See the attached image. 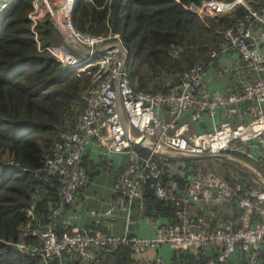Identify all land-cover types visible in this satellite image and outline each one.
<instances>
[{"label": "built area", "instance_id": "obj_1", "mask_svg": "<svg viewBox=\"0 0 264 264\" xmlns=\"http://www.w3.org/2000/svg\"><path fill=\"white\" fill-rule=\"evenodd\" d=\"M74 4L75 0H32L27 12L34 35L33 27L44 16L65 34L60 35L62 43L41 49L35 38L37 48L48 51L62 67L74 68L75 75H88L89 86L83 107L65 121L66 129L57 134L51 152L42 155L41 167L33 171L37 180L39 172L58 178L57 198L42 200L44 189L38 186L24 208L26 220L19 226L20 240L8 244L23 255L38 257L41 264H91L100 255L113 256L123 247L133 253L131 264H166L160 256H144L163 244L193 257L211 250L213 256L206 264H228L231 260L234 264H264V180H256V187L245 189L211 170H197L189 175L181 192L175 178L186 177V161L203 157L237 161L260 175L254 165L234 152L246 154L264 171V0H258L257 8L248 0L182 4L199 18L224 16L238 7L246 9L221 31L223 49L211 53L214 60L222 51L236 52L244 70L240 92L210 90L204 77L211 64H195L167 92L135 91L128 82L126 53L119 35L76 30L70 22ZM242 103L244 109L240 108ZM219 112L224 119L216 122ZM204 115L213 126L192 130L190 124L202 121ZM237 116L248 119L234 123ZM93 142L107 151L103 154L105 170L112 168L111 153L125 154L127 163L109 186L112 198L101 210L86 209L91 228L79 231L72 221L79 213L66 209L75 205L78 191L92 182L83 156ZM249 148L257 149L258 156ZM159 161L167 165L165 172ZM143 184L149 185L157 199L172 202L178 221L164 223L158 215L145 216L155 228L150 238L130 234L127 226L122 234L110 233L116 213L129 212L133 201L141 197ZM83 196L91 198L87 192ZM103 264H115V256Z\"/></svg>", "mask_w": 264, "mask_h": 264}, {"label": "trees", "instance_id": "obj_2", "mask_svg": "<svg viewBox=\"0 0 264 264\" xmlns=\"http://www.w3.org/2000/svg\"><path fill=\"white\" fill-rule=\"evenodd\" d=\"M201 1L76 0L70 22L83 33L118 34L130 55L126 66L130 87L135 91L167 92L195 64L215 63L224 52L212 60L211 53L223 49L221 31L246 12L238 7L224 16L199 18L182 6ZM248 1L253 8L258 7V0ZM31 2L0 0V264H41L38 257L23 255L8 243L20 240L19 226L26 220L23 211L38 186L44 189L42 200L57 198L58 178L39 172L37 180L33 171L41 167L42 155L51 152L57 134L66 129L65 121L73 119L83 107L89 86L88 75H75L74 68L62 67L48 51L39 50L57 44L60 35L47 16L35 24L33 34L27 18ZM86 156L83 166L90 179L105 172L103 162L94 165ZM159 164L165 172V162ZM197 170H211L245 189L256 187L258 179L254 172L232 160L193 158L186 161V177L175 176L178 191H184L189 175ZM142 198L156 208L148 215L159 209L172 217L171 223L178 221L172 202L157 199L148 184L141 185ZM41 202L37 203L39 209ZM175 252L172 264H206L213 256L211 250H204L198 257ZM113 256L115 264H131L134 259L128 247ZM113 256L100 255L91 264L106 263ZM228 264H234V260Z\"/></svg>", "mask_w": 264, "mask_h": 264}, {"label": "crops", "instance_id": "obj_3", "mask_svg": "<svg viewBox=\"0 0 264 264\" xmlns=\"http://www.w3.org/2000/svg\"><path fill=\"white\" fill-rule=\"evenodd\" d=\"M242 70L243 67L236 52L233 50H226L221 55H219L215 63H213L208 68L204 80L210 90L217 89L221 92H225L227 89H231L232 91L240 92V83L242 78V75L240 74ZM240 108L244 109L245 104L242 103ZM222 119H224V117L219 112L217 114L216 122H219ZM246 119H248V116L244 118L237 116L234 119V123H238ZM213 124L214 123L211 122V119L208 116L204 115L202 121L191 123L190 128L192 130L200 131L203 128L210 129ZM249 152L252 153L255 157H257L259 153L257 149L253 148H249ZM86 153V157L90 161L92 160L94 165H96L99 164V162H103V154L107 153V151L93 142L87 145ZM239 156L254 165L255 168L260 172L259 176L254 172L258 176L257 180H264V171L257 163H253L252 161L248 160L247 157L241 155ZM108 157L111 159L113 164L111 170H104L105 172L100 173L95 177V175L97 174L96 173L91 179L92 182L88 185V187L78 191L75 205L73 207L70 206L66 209V211L70 213H72L73 211L79 213V215L72 220L73 225L76 226L79 231H86L88 228H91V218L85 213L86 209L95 208L97 210H101L104 206V203H106L112 198V193L109 189V186L112 183L113 177L118 174L127 163V158L125 154L111 153L108 154ZM97 170H99V167L97 168ZM93 171H95V169H93ZM85 192L89 193L91 195V198H85L83 196ZM150 208L151 203L149 201L143 198L134 200L129 212L116 213V222L114 224V227L110 229L109 232L114 234H122L124 232L125 227L127 226V231L132 235H136L140 238L153 237L155 235V228L150 226L145 221V216L150 214L148 212L156 209L154 207L151 209ZM157 211L158 212L152 213L158 215L164 223H170L172 217L162 214L161 212H159V209H157ZM175 253L176 252L172 250L168 245L163 244L160 245L158 248L146 251L144 253V256L148 258L160 256L164 258L166 264H172V260L175 256Z\"/></svg>", "mask_w": 264, "mask_h": 264}, {"label": "water", "instance_id": "obj_4", "mask_svg": "<svg viewBox=\"0 0 264 264\" xmlns=\"http://www.w3.org/2000/svg\"><path fill=\"white\" fill-rule=\"evenodd\" d=\"M58 33H59L60 35H62V36H65V34H64V33L62 34V32H61L60 30H58ZM81 48H83L84 50H88V49H86L84 46L81 47ZM124 51H125V53H126V59H125V63H124V65L127 66L128 61H129V58H130V55H129V52H128L126 49H124ZM118 112H119V114H120V116H121L122 124H123V126L125 127L126 132H127V135H128V133H129V128H128V126H127L126 121H125V120L123 119V117H122V112H121V107H120L119 101H118ZM139 142L142 144V143H143V140L140 139ZM234 153L246 157V154H242V153H240V152H234Z\"/></svg>", "mask_w": 264, "mask_h": 264}, {"label": "rangeland", "instance_id": "obj_5", "mask_svg": "<svg viewBox=\"0 0 264 264\" xmlns=\"http://www.w3.org/2000/svg\"><path fill=\"white\" fill-rule=\"evenodd\" d=\"M59 40V39H58ZM59 43L61 42L62 43V41L60 40V41H58ZM240 164V166H241V168L242 169H245V170H247L241 163H239Z\"/></svg>", "mask_w": 264, "mask_h": 264}, {"label": "clouds", "instance_id": "obj_6", "mask_svg": "<svg viewBox=\"0 0 264 264\" xmlns=\"http://www.w3.org/2000/svg\"><path fill=\"white\" fill-rule=\"evenodd\" d=\"M75 2H76V0H75ZM75 5V4H74ZM57 32H58V30H56ZM59 34V33H58ZM60 35V34H59ZM60 40H61V36H60ZM57 44H59V42L57 43ZM121 45H122V43H121ZM123 46V45H122ZM124 48V47H123ZM125 49V48H124ZM126 67V66H125Z\"/></svg>", "mask_w": 264, "mask_h": 264}]
</instances>
